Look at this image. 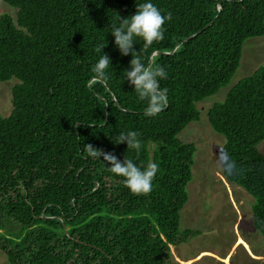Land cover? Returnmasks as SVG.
Listing matches in <instances>:
<instances>
[{
	"label": "trees",
	"instance_id": "obj_1",
	"mask_svg": "<svg viewBox=\"0 0 264 264\" xmlns=\"http://www.w3.org/2000/svg\"><path fill=\"white\" fill-rule=\"evenodd\" d=\"M0 81L15 79L11 109L0 112V251L8 264H176L170 246L201 233L180 227L196 145L178 133L199 117L197 101L227 85L243 42L264 35V0H1ZM151 2L171 14L164 38L133 51L167 73L168 106L145 116L125 78L112 25ZM102 49L110 58L107 86L91 69ZM153 53L155 54L153 56ZM237 171L223 177L253 197L251 223L264 238V65L232 83L206 111ZM137 131L139 153L116 144ZM159 165L148 194H134L103 157L84 145ZM222 168V167H221Z\"/></svg>",
	"mask_w": 264,
	"mask_h": 264
},
{
	"label": "rangeland",
	"instance_id": "obj_2",
	"mask_svg": "<svg viewBox=\"0 0 264 264\" xmlns=\"http://www.w3.org/2000/svg\"><path fill=\"white\" fill-rule=\"evenodd\" d=\"M16 9L0 0V14L12 17ZM264 65V35L247 38L239 65L231 81L215 94L197 101L199 117L189 122L178 136L193 141L196 149L188 197L180 210V227L198 228L190 242L170 246L176 264H264V238L251 223L253 197L242 187L228 182L221 173L222 136L212 130L206 117L208 107L221 100L232 83ZM15 79L0 81V112L11 109V87ZM264 154V141L258 145ZM0 264H8L0 251Z\"/></svg>",
	"mask_w": 264,
	"mask_h": 264
},
{
	"label": "clouds",
	"instance_id": "obj_3",
	"mask_svg": "<svg viewBox=\"0 0 264 264\" xmlns=\"http://www.w3.org/2000/svg\"><path fill=\"white\" fill-rule=\"evenodd\" d=\"M118 20V25H112L111 34L114 36V43L121 55L132 56L130 70L125 72V78L134 86L138 99L146 101L144 115L156 116L168 106V89L161 88L159 83L161 79H167V73L163 67L156 65L154 59L146 65L140 51H133V44L136 42L135 38L139 37L143 41V49L147 51L154 42L163 40L164 25L166 21L171 20V14L162 15L160 9L153 3L145 2L136 5L134 15L124 18L118 16ZM105 46L106 41L95 49L97 53H101V56L91 69L93 73L91 80L103 86H107L110 78L108 75L110 58L107 53L102 52ZM139 136L137 131L121 132L116 138V144L126 143L127 149L139 153L142 147ZM84 151L86 156L93 159L103 157V161L110 165L109 171L118 177H123L125 186L134 194H148L152 190V182L159 170L157 163L149 162L142 170L132 159L124 158L121 162L114 154L94 148L91 144L84 145ZM220 165L229 175L237 171L235 162L227 153L221 157Z\"/></svg>",
	"mask_w": 264,
	"mask_h": 264
}]
</instances>
